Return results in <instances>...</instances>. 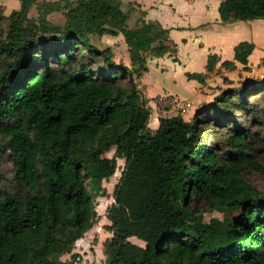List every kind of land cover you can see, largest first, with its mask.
Segmentation results:
<instances>
[{
  "label": "trees",
  "instance_id": "obj_1",
  "mask_svg": "<svg viewBox=\"0 0 264 264\" xmlns=\"http://www.w3.org/2000/svg\"><path fill=\"white\" fill-rule=\"evenodd\" d=\"M34 4L37 18L28 16ZM53 5L19 0L7 15L0 7V21H9L0 28V164L8 158L21 190L4 188L0 173V264H65L61 256L93 225L117 158L125 163L106 210V264H264V193L242 175V161L259 163L239 118L264 115V80L219 86L192 122L159 117L152 130L134 74L147 69V52L176 53L169 29L157 21L127 28L114 0H78L66 7L67 22L54 24ZM218 11L223 23L264 19V0H222ZM90 31L121 33L131 67L93 44ZM253 49L239 42L221 66L246 67ZM219 61L208 54L205 70ZM186 76L202 82L205 74ZM198 198L222 217L204 221L192 207Z\"/></svg>",
  "mask_w": 264,
  "mask_h": 264
},
{
  "label": "rangeland",
  "instance_id": "obj_2",
  "mask_svg": "<svg viewBox=\"0 0 264 264\" xmlns=\"http://www.w3.org/2000/svg\"><path fill=\"white\" fill-rule=\"evenodd\" d=\"M19 1V0H18ZM53 2V9L47 13V18L54 24L63 25L67 22L66 7L75 5L78 0H47ZM122 11L126 15L127 28H134L141 24L143 21L160 22L162 26H166L170 23L177 22H189L191 19L199 18L200 7L202 2L197 0L195 9L191 8L190 3L186 0H114ZM38 4H41L42 0H37ZM0 7L3 9L4 14H9L13 9L19 8L16 0H0ZM179 10L183 15L178 17L175 15V9ZM39 6L32 5L29 9L28 16L37 18L39 16ZM150 13V14H149ZM188 14L187 16H184ZM177 16V18H176ZM9 21L7 19L0 21V28L5 29L8 26ZM90 41L97 45L99 48H110L112 51V58L116 63L123 64L131 67V54L129 47L125 42V39L121 33L113 35L107 32L97 33L96 31L87 32ZM157 43H154L155 45ZM177 51V44H176ZM175 53L169 54L174 55ZM150 52H147V57H151ZM257 55L254 56L255 60ZM203 58L198 57L195 60L196 68H204L202 65ZM224 67L218 62L213 71H201L204 72V80L202 82L192 84L186 81V74L182 73L179 68L174 72L175 85L174 92L170 93L165 91L156 94L153 97V104H147L150 108L151 115L148 122V126L154 130L157 127L158 118L165 116L181 115L185 120L192 122L195 115H202L208 104L213 100V97L219 93V86H232L239 81L250 80L260 82L264 80V58L255 67L247 65L244 67L240 62L236 64L233 69H223ZM224 71H228L225 75ZM227 76L232 83H224L223 77ZM134 78H136L134 74ZM162 94H168L165 97L174 99L172 105H161L159 97ZM205 107V109H204ZM258 110L261 113L264 110V100L259 102ZM239 118L242 123L253 133L252 137L248 138V147L253 155V160L259 165L242 161L243 178L254 186L258 191L264 193V115L260 121H255L251 114L240 115ZM210 123H205V128H209ZM212 127H214L212 125ZM218 128L217 126H215ZM220 132V129H219ZM205 138V137H203ZM214 150H217L220 154L227 155L226 151L216 149L217 144H214ZM114 154V148H110L105 152V155L112 157ZM124 159H116V171L107 179L102 181V191L95 198V211L93 225L87 229L83 235L78 238L71 252L65 253L61 256V260L65 264H106V255L104 252V244L109 239L112 233L109 231L108 226L110 221L106 217V210L108 206L114 201L113 189L118 182L121 171L124 167ZM0 173L2 176L1 185L12 193H18L21 191L20 186L17 184L11 167V163L8 158L2 161L0 164ZM192 207L202 213L204 221L208 222L213 217H222V213L211 206V204L204 198L195 199L192 203ZM133 241L143 244L142 241L137 238H132Z\"/></svg>",
  "mask_w": 264,
  "mask_h": 264
},
{
  "label": "crops",
  "instance_id": "obj_3",
  "mask_svg": "<svg viewBox=\"0 0 264 264\" xmlns=\"http://www.w3.org/2000/svg\"><path fill=\"white\" fill-rule=\"evenodd\" d=\"M16 1L19 5V1ZM166 1L170 2V0ZM186 1L190 3L191 8H197V0ZM198 1L202 2L199 18L191 19L187 23L185 21L163 26L169 29V37L177 44L176 53L147 57V69L138 78H134L139 92L147 104L152 105L153 97L164 90L170 93L174 92L173 86L176 82L173 75L175 70L180 68L183 74L204 71L205 68L195 67V60L198 57L203 58L202 65L205 66L208 54L215 53L219 56L221 64L223 60H232L235 45L246 40L254 44V49L248 56L247 65L253 68L264 58L263 18L223 23L218 11L222 0ZM174 9V14L178 17L183 15L179 10ZM255 55L257 57L253 60ZM238 63L235 61V64ZM224 73L227 75L228 71H224ZM185 79L192 84L197 83L196 79H188L187 76Z\"/></svg>",
  "mask_w": 264,
  "mask_h": 264
},
{
  "label": "built area",
  "instance_id": "obj_4",
  "mask_svg": "<svg viewBox=\"0 0 264 264\" xmlns=\"http://www.w3.org/2000/svg\"><path fill=\"white\" fill-rule=\"evenodd\" d=\"M168 94H162V96L159 97V102L161 103V105H172L173 106V102L174 99L170 98V97H165Z\"/></svg>",
  "mask_w": 264,
  "mask_h": 264
}]
</instances>
